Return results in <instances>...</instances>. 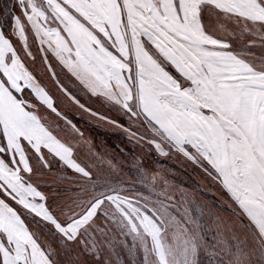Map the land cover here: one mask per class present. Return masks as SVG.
<instances>
[{
    "label": "snow or ice",
    "instance_id": "6c2138e0",
    "mask_svg": "<svg viewBox=\"0 0 264 264\" xmlns=\"http://www.w3.org/2000/svg\"><path fill=\"white\" fill-rule=\"evenodd\" d=\"M0 264H264V0H4Z\"/></svg>",
    "mask_w": 264,
    "mask_h": 264
},
{
    "label": "rangeland",
    "instance_id": "374dc122",
    "mask_svg": "<svg viewBox=\"0 0 264 264\" xmlns=\"http://www.w3.org/2000/svg\"><path fill=\"white\" fill-rule=\"evenodd\" d=\"M4 0H0V4H3ZM101 138H103V135L101 136ZM109 138H112L111 134L109 133Z\"/></svg>",
    "mask_w": 264,
    "mask_h": 264
}]
</instances>
